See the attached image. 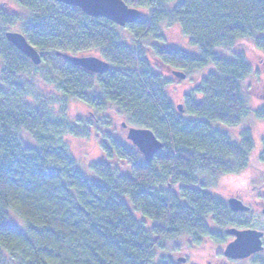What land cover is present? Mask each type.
Segmentation results:
<instances>
[{
  "label": "trees",
  "instance_id": "1",
  "mask_svg": "<svg viewBox=\"0 0 264 264\" xmlns=\"http://www.w3.org/2000/svg\"><path fill=\"white\" fill-rule=\"evenodd\" d=\"M11 1L30 14L0 6V264H180L168 255L174 241L223 243L222 229L249 228V213L207 189L243 173L255 149L250 128L235 140L221 127L249 117L245 96L264 82L237 49L247 40L264 54V0H124L143 14L125 28L51 0ZM167 26L195 51L161 46ZM11 29L41 53L40 66L7 40ZM63 53H97L110 70L90 73ZM174 70L197 78L184 113L167 93ZM70 99L94 113L71 121ZM111 110L160 140L151 163L104 116ZM255 116L264 120V107ZM92 135L102 158L89 178L66 139Z\"/></svg>",
  "mask_w": 264,
  "mask_h": 264
},
{
  "label": "rangeland",
  "instance_id": "2",
  "mask_svg": "<svg viewBox=\"0 0 264 264\" xmlns=\"http://www.w3.org/2000/svg\"><path fill=\"white\" fill-rule=\"evenodd\" d=\"M0 6H6L14 14L21 15L23 17L29 16V11L20 8L11 0H0ZM125 28V27H121ZM9 31L21 32L18 29H11ZM23 33V32H21ZM24 34V33H23ZM125 36V34H123ZM164 42L159 43L161 46L166 48L181 49L188 52H194L195 49L191 47L189 39L182 33L179 26H167L164 31ZM239 51H244L251 58V62L254 66V70L260 71L264 77V54L260 52H254L252 46L247 40L241 42L237 48ZM96 56L97 53H94ZM165 73V72H164ZM170 78L172 83L167 87V93L170 100L177 107L178 105L184 104V98L191 92L193 87L196 85V77H187L186 79H178L170 72L166 75ZM256 83V92L254 95H246V100L250 108L249 117L236 128H223L233 139L238 140L240 131L243 129L250 128L252 131L253 138L255 140V149L250 158L249 166L247 169L239 174L233 176H224L218 179L217 182L211 188L207 189V192L215 195L228 204V200L231 197H237L244 202L247 206L251 207V211L248 215H243L241 218L246 221L249 225L247 229H256L264 232V162L260 161V154L262 150V141L264 140V120H259L255 116V112L264 107V82ZM49 92L55 91L51 85H47ZM65 104L67 117L71 121H75L80 117L89 115L93 112L85 104L76 100H68ZM53 110L59 112L61 106L59 104L53 105ZM94 113V112H93ZM101 116V115H98ZM112 119L115 128L122 138L126 139L128 129L122 127L123 124H127V121L116 111L111 110L105 114ZM129 125V124H127ZM128 127H131L130 125ZM96 133V132H93ZM70 150L77 162V165L81 171H83L89 178L94 176L90 170V165L95 163L97 160L102 158V150L99 145V139L97 136L92 135L90 138H77L67 137ZM131 143V142H130ZM128 168H124L121 173H128ZM13 222L23 228V223L16 217H12ZM233 227V226H230ZM228 227V228H230ZM238 228L239 227H233ZM214 230L219 228L213 226ZM221 230V229H220ZM227 228L222 229L223 234ZM242 230V229H240ZM225 235V234H224ZM227 238L225 242H211L209 239L197 246H191V242L186 238L174 241L171 245L168 255L175 261L179 258L186 259L183 264H260V259L264 257V253L256 255L250 260H230L224 256V251L228 242L233 237L225 235ZM229 236V237H228ZM182 264V263H180Z\"/></svg>",
  "mask_w": 264,
  "mask_h": 264
},
{
  "label": "water",
  "instance_id": "3",
  "mask_svg": "<svg viewBox=\"0 0 264 264\" xmlns=\"http://www.w3.org/2000/svg\"><path fill=\"white\" fill-rule=\"evenodd\" d=\"M70 7L79 8L83 13L93 18H105L117 24L119 27H126L141 20L143 14L137 8H132L124 0H51ZM7 40L25 55L35 66H40L43 62L41 53L29 43L26 36L21 32L7 31ZM63 58L73 65L80 67L93 74H105L110 70V64L100 57L61 54ZM173 76L178 79H186L185 72L174 70ZM180 113H184V106L178 105ZM124 128L128 129L127 138L131 141L138 151L144 156L145 160L151 163L155 156L163 149V144L154 133L147 129L128 127L125 123ZM228 205L233 213H249L251 207L244 204L237 197H231ZM264 214V209L262 210ZM226 234L235 237L225 248L224 256L231 260H244L253 255L264 251V232L256 229H237L229 228ZM179 263H185L186 259L179 258Z\"/></svg>",
  "mask_w": 264,
  "mask_h": 264
},
{
  "label": "flooded vegetation",
  "instance_id": "4",
  "mask_svg": "<svg viewBox=\"0 0 264 264\" xmlns=\"http://www.w3.org/2000/svg\"><path fill=\"white\" fill-rule=\"evenodd\" d=\"M224 234L227 235V234H226V231H225ZM225 235H224V236H225ZM228 237H229V236H228ZM232 237H233V236H232ZM234 238H235V237H233V239H232L230 242H232V241L234 240ZM228 243H229V242H228ZM226 246H227V245H226ZM261 253H264V251L261 252ZM259 254H260V253H259ZM259 254H256V255H259ZM256 255H253V256H251L250 258H248V259H244V260H250V259H253ZM230 260H231V259H230ZM236 261H237V260H236ZM178 263H179V262H178ZM182 264H183V263H182Z\"/></svg>",
  "mask_w": 264,
  "mask_h": 264
},
{
  "label": "bare ground",
  "instance_id": "5",
  "mask_svg": "<svg viewBox=\"0 0 264 264\" xmlns=\"http://www.w3.org/2000/svg\"><path fill=\"white\" fill-rule=\"evenodd\" d=\"M123 127V126H122Z\"/></svg>",
  "mask_w": 264,
  "mask_h": 264
}]
</instances>
